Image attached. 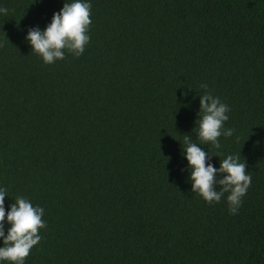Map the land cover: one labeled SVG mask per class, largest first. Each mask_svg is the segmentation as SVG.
I'll use <instances>...</instances> for the list:
<instances>
[{
  "label": "trees",
  "instance_id": "trees-1",
  "mask_svg": "<svg viewBox=\"0 0 264 264\" xmlns=\"http://www.w3.org/2000/svg\"><path fill=\"white\" fill-rule=\"evenodd\" d=\"M90 2L84 52L45 64L24 37L63 0H0L5 211L44 208L24 264H264V0ZM201 84L233 133L198 146L251 175L234 214L187 180Z\"/></svg>",
  "mask_w": 264,
  "mask_h": 264
},
{
  "label": "clouds",
  "instance_id": "clouds-1",
  "mask_svg": "<svg viewBox=\"0 0 264 264\" xmlns=\"http://www.w3.org/2000/svg\"><path fill=\"white\" fill-rule=\"evenodd\" d=\"M90 9V0H63L62 7L52 13L45 27H29L24 39L45 64L64 59L66 52L79 57L90 39ZM7 11L0 7V14ZM200 88L204 91L197 94L198 111L192 132L201 143L185 136L181 146L187 180L190 190L206 203H219L223 198L229 214H234L241 206L251 175L245 171L246 162L241 161L240 154H226L221 159L218 152L206 153L198 146L210 143L219 149V137L233 133L232 128L224 127L228 105L213 95L206 84ZM213 155L219 158L218 167L212 163ZM6 196L9 197L6 189L0 187V264H24L31 248L41 239L38 230L45 227L44 208L33 205L24 196H17L5 211Z\"/></svg>",
  "mask_w": 264,
  "mask_h": 264
}]
</instances>
